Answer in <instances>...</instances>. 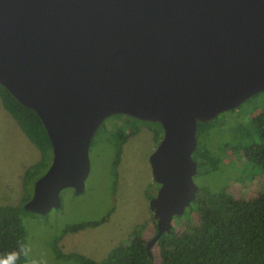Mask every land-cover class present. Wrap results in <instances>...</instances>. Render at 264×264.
Instances as JSON below:
<instances>
[{
	"label": "water",
	"instance_id": "95a60500",
	"mask_svg": "<svg viewBox=\"0 0 264 264\" xmlns=\"http://www.w3.org/2000/svg\"><path fill=\"white\" fill-rule=\"evenodd\" d=\"M0 85L32 109L51 163L23 204L41 215L85 189L101 123L156 122V233L194 200L197 123L264 91V0H0Z\"/></svg>",
	"mask_w": 264,
	"mask_h": 264
},
{
	"label": "trees",
	"instance_id": "16d2710c",
	"mask_svg": "<svg viewBox=\"0 0 264 264\" xmlns=\"http://www.w3.org/2000/svg\"><path fill=\"white\" fill-rule=\"evenodd\" d=\"M0 100L40 153L38 161L23 172V188L27 194L22 198V203L17 206L0 205V257H4L16 250L20 242L28 243L22 214L31 211H26L23 204L32 196L36 179L50 165L52 149L47 132L32 109L18 102L1 85ZM238 109L240 111L236 115ZM254 110H259V113L252 115ZM121 116L124 115L108 118ZM127 117L132 126L128 135H133L134 120L144 121ZM108 118L101 123L90 145L95 135L105 129ZM146 123L157 124L162 130L159 123ZM118 133L121 136L122 127H118L114 133V166L120 153ZM196 137L192 153L197 165L193 177L197 184L196 196L182 215L173 218L183 226H173L171 233L163 232L152 247L150 256L146 249L150 238L144 237L146 223L138 224L128 240L113 247L100 264H264V190L260 189L250 197H236L227 189L223 163L225 153L230 151L243 158L241 169L245 178L251 181L255 174H259L258 171L264 172V91L253 95L237 108L222 112L211 121L198 122ZM113 176L116 177L117 172L114 171ZM194 213L197 218H194ZM106 219L107 215L97 221L67 225L64 231L97 226ZM151 220L155 235L156 221L152 212ZM51 248L56 258L72 260L76 264H97L82 254L63 253L56 245ZM17 264L28 262L21 257Z\"/></svg>",
	"mask_w": 264,
	"mask_h": 264
},
{
	"label": "rangeland",
	"instance_id": "374dc122",
	"mask_svg": "<svg viewBox=\"0 0 264 264\" xmlns=\"http://www.w3.org/2000/svg\"><path fill=\"white\" fill-rule=\"evenodd\" d=\"M257 113L259 110H254L252 115ZM129 121L125 115L110 117L105 121V129L95 135L89 148L90 171L82 193L65 188L60 192L59 208L44 215L22 214L33 258L43 259L45 264H76L56 258L51 248L56 245L63 253H79L100 264L113 247L128 240L138 224L146 223V239L153 236L155 229L148 201L151 194H156L159 184L153 180L149 157L163 133L157 124L134 120L135 133L128 135L132 128ZM118 127H122V134H117L121 143L118 163L114 166V133ZM39 158L37 148L0 100V205L22 203L27 194L23 188V172ZM243 161L241 156L230 151L225 153L223 160L227 189L238 198L264 190V172L258 171L250 181L241 169ZM105 215L107 219L97 226L64 231L67 225L97 221ZM193 216L197 218V214ZM173 226L181 228L183 225L173 220Z\"/></svg>",
	"mask_w": 264,
	"mask_h": 264
},
{
	"label": "clouds",
	"instance_id": "9594fccd",
	"mask_svg": "<svg viewBox=\"0 0 264 264\" xmlns=\"http://www.w3.org/2000/svg\"><path fill=\"white\" fill-rule=\"evenodd\" d=\"M23 257L28 264H45L43 259H36L32 256V247L30 243L20 242L17 249L0 257V264H17Z\"/></svg>",
	"mask_w": 264,
	"mask_h": 264
}]
</instances>
